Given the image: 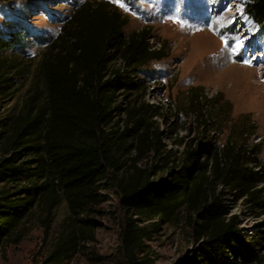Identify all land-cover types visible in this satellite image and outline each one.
<instances>
[{
    "label": "trees",
    "instance_id": "obj_1",
    "mask_svg": "<svg viewBox=\"0 0 264 264\" xmlns=\"http://www.w3.org/2000/svg\"><path fill=\"white\" fill-rule=\"evenodd\" d=\"M243 1L264 29V0ZM126 24L102 2L76 9L46 48L19 110L0 120V249L61 195L69 217L46 263L75 254L95 241L97 224L88 215L112 188L126 215L116 264H152L146 243L169 223H182L196 245L186 264H264L226 198L230 193L262 216L255 231L264 250L259 145L230 132L220 146L212 140L214 120L193 105L197 135L184 142L172 132L168 148L154 120L160 108L137 102L146 84L140 71L164 58V50L153 48L146 29L125 34ZM25 72L24 63L0 53V98ZM132 92L131 103L118 102Z\"/></svg>",
    "mask_w": 264,
    "mask_h": 264
},
{
    "label": "rangeland",
    "instance_id": "obj_2",
    "mask_svg": "<svg viewBox=\"0 0 264 264\" xmlns=\"http://www.w3.org/2000/svg\"><path fill=\"white\" fill-rule=\"evenodd\" d=\"M86 2L117 8L127 19L125 34L146 29L153 48L164 50V58L140 71L146 84L137 102L160 108L163 117L154 120L168 148L173 146L168 138L172 132L184 142L197 135L192 107L204 106L217 126L210 133L212 140L221 146L232 132L249 145L257 143L264 164V29L245 12L243 0H0V44L6 45L0 53L26 66V72L15 77L14 90L0 98V120L19 110L46 48ZM130 94L118 102L131 103L135 93ZM242 130L246 138L239 135ZM103 194L105 201L88 215L97 224L95 241L56 263H46L69 217L67 202L59 195L50 209H37L22 224L18 239L2 246L0 264L118 263V236L126 215L112 188ZM226 198L249 245L264 254L255 231L262 216L230 193ZM189 235L182 223L162 225L146 243L152 264H186L196 246Z\"/></svg>",
    "mask_w": 264,
    "mask_h": 264
}]
</instances>
